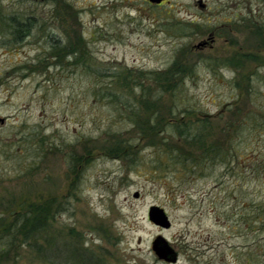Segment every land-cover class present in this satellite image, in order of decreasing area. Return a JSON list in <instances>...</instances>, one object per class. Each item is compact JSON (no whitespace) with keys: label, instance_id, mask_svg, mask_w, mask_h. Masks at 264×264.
<instances>
[{"label":"rangeland","instance_id":"1","mask_svg":"<svg viewBox=\"0 0 264 264\" xmlns=\"http://www.w3.org/2000/svg\"><path fill=\"white\" fill-rule=\"evenodd\" d=\"M0 117V234L50 211L2 264H264V0H0Z\"/></svg>","mask_w":264,"mask_h":264},{"label":"trees","instance_id":"2","mask_svg":"<svg viewBox=\"0 0 264 264\" xmlns=\"http://www.w3.org/2000/svg\"><path fill=\"white\" fill-rule=\"evenodd\" d=\"M19 41H21V39L16 40L15 42H19ZM159 77L154 78V80L155 81L160 80ZM172 152L175 153V151ZM210 155L213 158H215L216 156L222 161H225L228 156V155L226 156V154L221 153L219 148L216 146L204 150L201 153V157L185 156L183 154L176 153L173 159L180 164L189 163L193 165L195 169L201 163H204L203 160H208ZM69 169L71 168L69 167ZM49 213L50 211L48 209H45L43 207V204L42 205L38 204L35 206L30 205L28 210H25L22 213H18L13 217L12 221L9 222V224L3 229L2 233L0 234V264H2L4 261H7L10 258V255L15 253L17 249L21 248L22 246H27L31 249H40L42 247V245H40L38 241L44 239V233L48 226ZM262 215H263V209L259 210V212L257 213L256 221L258 223L263 221L261 219ZM250 219L251 218L248 214L243 215L241 219L243 224L247 225V228L249 230H251ZM261 223H260L261 224L260 229L264 230V222ZM249 261L250 259L248 258L246 260V264H249L250 263Z\"/></svg>","mask_w":264,"mask_h":264},{"label":"water","instance_id":"3","mask_svg":"<svg viewBox=\"0 0 264 264\" xmlns=\"http://www.w3.org/2000/svg\"><path fill=\"white\" fill-rule=\"evenodd\" d=\"M36 1V0H35ZM152 4L159 5L164 0H146ZM5 122L4 118L0 117V124ZM136 198L138 194L134 195ZM148 220L157 227L168 229L170 227V221L163 211V209L151 206L147 213ZM151 249L158 259L167 262V263H175L177 261V253L169 246L167 241L161 236H157L151 244Z\"/></svg>","mask_w":264,"mask_h":264},{"label":"flooded vegetation","instance_id":"4","mask_svg":"<svg viewBox=\"0 0 264 264\" xmlns=\"http://www.w3.org/2000/svg\"><path fill=\"white\" fill-rule=\"evenodd\" d=\"M164 1H162L157 6H160L161 4H163ZM146 2L151 4L148 1H146ZM200 6H202V9L205 8L204 4H202V5L200 4ZM8 29H9L7 32L8 35H10L14 41L19 40V39H21V41H25V40L29 39L30 36L33 35L32 23L30 21H10L8 24ZM200 45H203V44H200ZM72 56H74V55L72 54ZM1 126H3V125H0V127Z\"/></svg>","mask_w":264,"mask_h":264}]
</instances>
